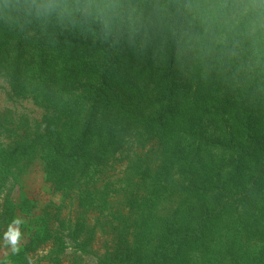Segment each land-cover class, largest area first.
Segmentation results:
<instances>
[{"label": "rangeland", "instance_id": "obj_1", "mask_svg": "<svg viewBox=\"0 0 264 264\" xmlns=\"http://www.w3.org/2000/svg\"><path fill=\"white\" fill-rule=\"evenodd\" d=\"M250 3L241 0L229 11L231 16L241 14L238 21L244 22V34L233 48L238 54L232 49L223 64L217 57L211 61L212 69L222 70L211 86L215 91L222 82L219 94L201 99L186 91L192 58L186 44L179 49L181 87L168 105L166 100L144 105L137 97L134 112L129 109L130 115L118 126L113 146L108 147L106 132L98 137L93 129L86 146L95 151L47 168L45 151H37L47 130L38 125L45 110L33 98L48 103V95L57 92L62 80L42 78L34 70L35 61L47 54L38 49L34 32L44 17L32 6L25 10L22 29L8 10L11 1L0 0V25L8 23L3 27L17 34L6 49L0 47V151L7 145L16 149L28 145L21 162L11 158L0 166V264H153L173 233L195 231L208 216L201 236L179 245L174 264L204 260L228 264V259H217L222 244V249L235 247L230 251L233 263H257L254 236L247 229L252 222L263 253L264 145L242 158L239 151L233 152L250 140L245 135L249 130L256 141L264 137V44L258 45L264 41V14L259 20L251 16ZM76 4L81 12L94 15L101 13L105 2L76 0ZM178 4L176 12L182 13L187 28L188 20L192 24L212 1L178 0ZM106 82L117 87L116 93L128 88L118 71ZM129 130L132 137H125ZM67 166L70 170L60 175L59 168ZM220 209L221 214L215 215ZM16 220L21 223L15 224ZM239 220L243 223L236 239L226 226L229 221L237 226ZM9 226L21 233L17 251L4 236Z\"/></svg>", "mask_w": 264, "mask_h": 264}, {"label": "trees", "instance_id": "obj_2", "mask_svg": "<svg viewBox=\"0 0 264 264\" xmlns=\"http://www.w3.org/2000/svg\"><path fill=\"white\" fill-rule=\"evenodd\" d=\"M10 1L7 8L15 13L17 24L22 29L26 25L25 10L32 6L44 17L38 27L40 30L34 32L39 42L38 49L42 54L46 49L47 54L35 61L34 70L42 78L47 75L59 76L62 80L58 82L57 92L48 95V103L44 104L40 97L33 98L45 110V117L39 120L38 125L47 130L43 139H39L41 141L38 145L42 146L37 151H45L47 168L65 159L75 162L95 151L94 146L89 149L86 146L93 129L98 130V137L104 136L106 132L109 136L108 147L113 146L118 126L130 115L129 109H132L131 113L134 112L132 105L138 103L137 97L144 105H156L164 100L168 105L170 97L174 98L181 87L177 77L182 63L179 49L186 44L192 57L187 64L186 77L191 82L187 85L189 89L185 88L186 91H194L201 99L209 94H219L223 83L218 82L215 91H212L211 86L214 83L216 85L215 77L218 78L222 70L212 69L211 61L217 57L215 59L219 64L226 62V52L238 46V39L244 34V22L238 21L241 14L231 16L229 12L241 0H211L208 10L194 16L192 24L188 20L187 28L184 27L182 13L176 12L179 8L178 0H101L105 5L101 13L94 15L81 12L79 4L73 6L76 0H33L29 4L27 0ZM250 2L253 4L249 10L251 16L259 20L264 14V0ZM3 26L9 25L5 22ZM3 26L0 25V29L4 30V33L0 32V47L6 49L10 37L17 38V34ZM235 28L236 32L233 33ZM263 44L264 41L258 45ZM233 51L237 53L235 49ZM27 71L32 74L31 70ZM115 71H118L125 86L128 85V88H124L126 91H122L123 94L116 93L114 90L117 87L106 82ZM109 88L112 91L107 93ZM36 90L39 89L34 88L32 91ZM99 111L102 114L99 115ZM98 117L101 119L96 121ZM250 120L247 119L248 123ZM132 134L129 130L124 136L132 137ZM245 135L250 136V140L242 143L238 150L233 149V152L239 151L240 158L254 153L264 145V137L256 141L255 133L250 130ZM30 144L38 148L31 140ZM26 146L19 149L10 145L4 147L0 151V166L12 162L11 158H14V162H21L19 159H24ZM69 170L67 166L59 168L58 172L62 175ZM221 211L215 215H220ZM209 218L204 217L195 231L173 233L170 244L159 251L153 264H174V253L179 245L197 240ZM242 223L239 220V224L233 226L232 221H229L226 226L236 239ZM249 224L251 228L247 231H252L254 236L258 260L256 264H264V252L261 253L259 236L257 239L255 235L258 231L254 233L252 222ZM223 245L217 259H228V264H235L230 254L235 247L222 249ZM203 264L210 262L204 260Z\"/></svg>", "mask_w": 264, "mask_h": 264}, {"label": "clouds", "instance_id": "obj_3", "mask_svg": "<svg viewBox=\"0 0 264 264\" xmlns=\"http://www.w3.org/2000/svg\"><path fill=\"white\" fill-rule=\"evenodd\" d=\"M14 223L19 225L21 221L16 220ZM20 235L21 233L19 228H13L11 226H9V230L4 234L6 241L13 246V251H17L16 245Z\"/></svg>", "mask_w": 264, "mask_h": 264}]
</instances>
